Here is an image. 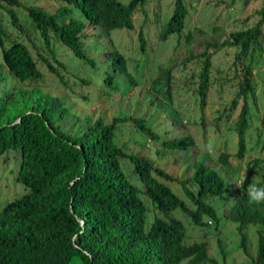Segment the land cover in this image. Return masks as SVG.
<instances>
[{
	"label": "trees",
	"instance_id": "obj_1",
	"mask_svg": "<svg viewBox=\"0 0 264 264\" xmlns=\"http://www.w3.org/2000/svg\"><path fill=\"white\" fill-rule=\"evenodd\" d=\"M54 1L59 5L53 13L41 7H25L18 0H0V8L17 31L22 30V24L15 10L23 9L53 64L44 57H40L41 63L62 85L59 70L63 71L64 65L55 58L51 48L54 42L94 67L83 49L89 39L87 29L100 28L107 36L102 39L107 46L111 31L133 29L131 16L146 2L128 0L124 5L119 0ZM72 10L78 11L80 18L72 17ZM258 15L253 26L229 33L222 42L235 49L233 65L240 67L237 90L228 108L232 112L241 100L233 124L237 159L245 152L247 99L253 98L251 74L262 51L264 1ZM185 17L184 0H173L171 15L159 32V39L165 41L179 34ZM185 42L192 43L189 33L185 35ZM218 46L206 42L194 56L201 63L195 90L200 112L210 84L207 51ZM138 47L144 50L141 33ZM102 55L108 62L102 83L114 90L115 75L125 73V60L112 47L104 48ZM0 67L17 83L29 84L9 92L0 91V160L8 153L17 155L14 181L24 188L22 195L0 208V264H219L208 256L205 242L185 244L186 229L179 219L171 216L173 211L186 216L189 225L196 228L213 223V229H217L222 220H228L235 225L238 248L244 255L247 247L243 229L255 226L254 257L241 264H264V203L250 204L246 193H236L227 212L218 214L212 201H228L227 182L219 170L206 166L202 159L194 161L190 176L179 181L185 200L178 197L168 186L175 178L156 168L146 157L127 153L115 143L118 125L129 122L146 137L157 140L141 119L115 116L108 123L100 118L92 122L75 120L77 130L68 132L62 127L69 116L62 98L37 87L42 74L30 51L21 41L11 39L1 23ZM170 77V69L165 68L150 82L149 92L158 104H171ZM5 80L0 69V85ZM17 119L19 122L14 123ZM175 121L173 118L170 122L174 125ZM261 124L264 125V119ZM161 145L168 150L182 151L193 143L190 137L183 136L164 140ZM218 158L228 170L232 169L226 163L228 154H220ZM122 159L131 165L143 191L123 173L119 163ZM260 163L264 165V159L252 160L248 174ZM230 171L234 174L236 168ZM245 179L248 180V175ZM257 184L264 186V168ZM141 193L155 210L147 228L148 210ZM217 247L223 257L218 240Z\"/></svg>",
	"mask_w": 264,
	"mask_h": 264
},
{
	"label": "rangeland",
	"instance_id": "obj_2",
	"mask_svg": "<svg viewBox=\"0 0 264 264\" xmlns=\"http://www.w3.org/2000/svg\"><path fill=\"white\" fill-rule=\"evenodd\" d=\"M23 6L41 7L53 13L58 7L54 0H18ZM126 4L128 0H119ZM264 0H184L186 17L184 27L179 34L169 36L165 41L158 37L159 32L170 17L173 0H146L141 9L131 16L133 29L114 30L109 33L108 45L102 41L107 37L100 28H88L89 39L84 42L85 54L94 62V67L84 64L75 58L71 52L58 42L51 48L55 58L64 65L59 70L64 85L48 73L41 63L40 57L50 60V56L39 34L33 30L23 9L18 8L15 14L22 24V30L17 31L10 26L4 12L0 8V23L11 39L21 41L30 51L36 66L41 71L42 79L36 84L42 91L52 96L62 98L69 116L63 128L70 133L77 130L75 120L90 122L100 118L104 123L110 122L115 116H125L141 119L150 128L157 140L137 131L132 123L119 124L115 134L116 145L127 153H138L152 162L156 167L169 174L176 181L168 186L180 198L184 199L179 181L190 176L194 161L203 160L206 166L219 170L227 182V202H215L218 214L227 212L229 203L236 193H246L251 181H260L263 164L256 165L250 174L252 160L264 159V24L261 27L262 51L252 70L253 98L247 99L249 121L244 134L245 152L237 159L236 139L233 124L237 118L241 100L236 108L228 110L230 101L234 98L239 82L240 67L233 65L235 49L222 45L228 34L237 30L249 28L259 19L258 12ZM72 17L80 18L78 11L72 10ZM141 33L144 50L138 47V34ZM189 33L192 43L187 45L185 35ZM217 43V49H208L210 54L209 89L206 93L205 106L200 112L197 107L195 90L198 85L200 59L194 57L202 51L204 43ZM104 48H114L125 60V73L115 75V89L102 83L108 62L103 57ZM103 48V49H102ZM53 64V63H52ZM169 68L171 71V104H158L149 92L151 80L155 79L160 70ZM6 80L0 85V91L9 92L15 88H25L13 80L5 71ZM231 112V113H230ZM228 114L229 116H225ZM174 118V125L171 120ZM188 136L193 145L182 151H172L162 147L164 140L173 137ZM212 144L209 152L207 145ZM155 151L160 152L159 155ZM226 153L225 164L219 160V155ZM127 179L143 191L136 175L132 173L131 165L124 159L119 161ZM18 165V157L8 153L0 160V208L24 193L22 185L14 181ZM248 175V180L245 179ZM254 178V179H253ZM245 182V186L241 185ZM140 198L147 207L145 228L155 214L154 208L141 193ZM173 217L179 219L186 229L185 244L203 241L207 244V254L219 264H241L249 262L254 257L256 249V227L248 225L243 229L246 236L247 254L238 248L239 236L235 225L228 220H220L217 229L213 223L204 228L189 225L186 216L173 211ZM220 217V215H219ZM217 240L222 248V255L217 247Z\"/></svg>",
	"mask_w": 264,
	"mask_h": 264
},
{
	"label": "clouds",
	"instance_id": "obj_3",
	"mask_svg": "<svg viewBox=\"0 0 264 264\" xmlns=\"http://www.w3.org/2000/svg\"><path fill=\"white\" fill-rule=\"evenodd\" d=\"M207 150L211 152L213 150V145H207ZM237 186L239 187L241 185ZM246 196L250 204L264 203V186H259L257 183L251 181L246 189Z\"/></svg>",
	"mask_w": 264,
	"mask_h": 264
},
{
	"label": "water",
	"instance_id": "obj_4",
	"mask_svg": "<svg viewBox=\"0 0 264 264\" xmlns=\"http://www.w3.org/2000/svg\"><path fill=\"white\" fill-rule=\"evenodd\" d=\"M18 122H19V119L15 120V122H14V123H18Z\"/></svg>",
	"mask_w": 264,
	"mask_h": 264
}]
</instances>
